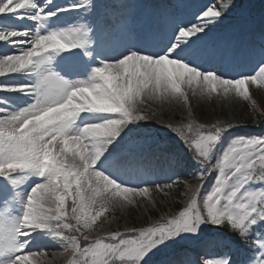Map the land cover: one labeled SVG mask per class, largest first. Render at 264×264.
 Here are the masks:
<instances>
[{
  "label": "snow or ice",
  "instance_id": "1",
  "mask_svg": "<svg viewBox=\"0 0 264 264\" xmlns=\"http://www.w3.org/2000/svg\"><path fill=\"white\" fill-rule=\"evenodd\" d=\"M249 85L264 0H0V264H264V132L192 109ZM181 184L178 210L102 227Z\"/></svg>",
  "mask_w": 264,
  "mask_h": 264
},
{
  "label": "rangeland",
  "instance_id": "2",
  "mask_svg": "<svg viewBox=\"0 0 264 264\" xmlns=\"http://www.w3.org/2000/svg\"><path fill=\"white\" fill-rule=\"evenodd\" d=\"M195 1V0H190ZM200 1L202 5H208L213 2V0H197ZM256 0H251L252 3H255ZM218 2V0H216ZM247 0H236L238 5H243ZM257 6V11H258ZM231 23L233 24H242L244 20L239 15H234L230 18ZM249 92L251 95V100L246 101L242 97H233L226 101L214 100V101H200L197 102L193 100L192 109H193V118L198 122H205L208 120H214L216 118L228 119L234 122H239L246 125V128H251L254 131L253 134H259L264 132V124L254 123V120L259 117L264 119V116H261L260 113L264 112V88H257L255 85H249ZM175 104V103H174ZM177 105V106H175ZM170 105L164 107L162 110L159 106L154 105L159 111L161 118L165 121L180 122L183 120L187 123V113L185 109L178 105ZM253 107L257 109L256 114H253ZM160 125L157 124V127ZM164 135V133H161ZM174 179V178H173ZM195 183V181H191ZM184 188L178 187L174 188L169 192L168 197H164L160 193L153 192L152 198L157 201L156 209L145 212L141 207H130L127 210L120 211L117 210L114 213L115 219L110 224H104L102 227L106 230H115L117 228H123L127 226L139 225L146 223L149 218L158 217L160 214L166 211H176L183 203ZM95 235V233H93ZM53 251H59L58 248L50 249V257ZM211 258L209 257H201ZM56 264H66V262L61 259H56Z\"/></svg>",
  "mask_w": 264,
  "mask_h": 264
},
{
  "label": "bare ground",
  "instance_id": "3",
  "mask_svg": "<svg viewBox=\"0 0 264 264\" xmlns=\"http://www.w3.org/2000/svg\"><path fill=\"white\" fill-rule=\"evenodd\" d=\"M243 69H244V67H243ZM247 74H251V70L247 73ZM170 105H175L174 103L173 104H170ZM169 104H165L162 108H160L161 110L164 108V107H166V106H168V108H170L171 106H170ZM158 106V105H157ZM175 106H177V105H175Z\"/></svg>",
  "mask_w": 264,
  "mask_h": 264
}]
</instances>
